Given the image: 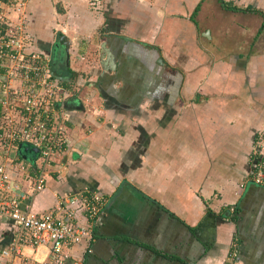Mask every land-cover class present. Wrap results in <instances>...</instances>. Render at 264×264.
Returning <instances> with one entry per match:
<instances>
[{
    "label": "crops",
    "instance_id": "obj_1",
    "mask_svg": "<svg viewBox=\"0 0 264 264\" xmlns=\"http://www.w3.org/2000/svg\"><path fill=\"white\" fill-rule=\"evenodd\" d=\"M0 1V32L24 17L26 52L65 90L68 139L43 191L20 179L6 195L36 214L105 198L78 216L94 240L60 264H264V0ZM15 241L26 264H59L0 216V264Z\"/></svg>",
    "mask_w": 264,
    "mask_h": 264
},
{
    "label": "built area",
    "instance_id": "obj_2",
    "mask_svg": "<svg viewBox=\"0 0 264 264\" xmlns=\"http://www.w3.org/2000/svg\"><path fill=\"white\" fill-rule=\"evenodd\" d=\"M17 11L23 16V3H18ZM20 20L19 24L8 23L5 33L0 32V67L6 72V82L0 89V216L9 218L26 231L33 246L51 243L49 260L60 264L69 259L67 250L71 246L94 240V232L78 216L85 217L87 212L92 218L97 217L105 198L98 193L91 194L90 198L66 196L53 210L36 214L22 211L17 195H6V190L9 192L6 184L20 179L27 183L30 195L43 191L46 168L68 143L63 124L67 113L59 106L65 90L54 79L48 61L38 54L26 52L29 33L25 18ZM3 22L4 18L0 16V24ZM21 143L40 150V166L35 175L30 172L29 163L17 157V147ZM259 168L262 170L258 171L256 182L262 184L264 170ZM233 250L229 255L230 262L238 255L237 249ZM3 258V264H15L16 260L22 259L20 243L15 241L3 252Z\"/></svg>",
    "mask_w": 264,
    "mask_h": 264
},
{
    "label": "water",
    "instance_id": "obj_3",
    "mask_svg": "<svg viewBox=\"0 0 264 264\" xmlns=\"http://www.w3.org/2000/svg\"><path fill=\"white\" fill-rule=\"evenodd\" d=\"M60 41L64 46L70 47V42L67 40L66 36H62ZM66 55L69 60V48L66 50ZM55 76V74H54ZM56 78L60 79L61 77L56 76ZM62 79V78H61ZM19 152L22 158L27 160L28 162L34 164L38 156L40 155V150L36 148L35 146L28 144V143H22L19 147Z\"/></svg>",
    "mask_w": 264,
    "mask_h": 264
},
{
    "label": "flooded vegetation",
    "instance_id": "obj_4",
    "mask_svg": "<svg viewBox=\"0 0 264 264\" xmlns=\"http://www.w3.org/2000/svg\"><path fill=\"white\" fill-rule=\"evenodd\" d=\"M257 157H258V160H259L258 162H261V160H262V161L264 160V158L261 159L259 155H257Z\"/></svg>",
    "mask_w": 264,
    "mask_h": 264
},
{
    "label": "rangeland",
    "instance_id": "obj_5",
    "mask_svg": "<svg viewBox=\"0 0 264 264\" xmlns=\"http://www.w3.org/2000/svg\"><path fill=\"white\" fill-rule=\"evenodd\" d=\"M263 45H264V42H263Z\"/></svg>",
    "mask_w": 264,
    "mask_h": 264
}]
</instances>
